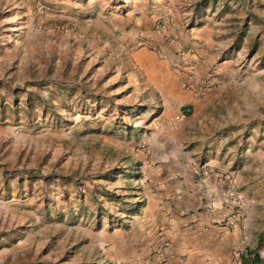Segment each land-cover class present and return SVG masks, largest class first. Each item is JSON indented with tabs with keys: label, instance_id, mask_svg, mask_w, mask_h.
<instances>
[{
	"label": "rangeland",
	"instance_id": "374dc122",
	"mask_svg": "<svg viewBox=\"0 0 264 264\" xmlns=\"http://www.w3.org/2000/svg\"><path fill=\"white\" fill-rule=\"evenodd\" d=\"M198 51L208 97L178 119L164 91ZM207 127L237 146L231 172L264 151V0H0V264L120 263L144 162ZM256 187L226 264L247 249L264 264Z\"/></svg>",
	"mask_w": 264,
	"mask_h": 264
},
{
	"label": "crops",
	"instance_id": "0c3cea01",
	"mask_svg": "<svg viewBox=\"0 0 264 264\" xmlns=\"http://www.w3.org/2000/svg\"><path fill=\"white\" fill-rule=\"evenodd\" d=\"M138 55L151 61L141 69L163 67L151 52ZM181 56L172 89L164 91L175 101L178 119L183 106H191L195 115L208 97L198 88L203 52ZM211 129L193 134L187 154H181V142L168 133L161 151L154 150L144 162L140 182L146 200L132 217L130 232L109 246L112 255L121 248V264H160L158 250L163 242L168 244L169 264H226L232 258L234 246L244 239L245 220L232 215L230 195L239 198L241 213H246L248 203L254 201L247 189L257 188L264 178V151L255 153L242 171L231 172L237 146L226 147L230 137L218 138Z\"/></svg>",
	"mask_w": 264,
	"mask_h": 264
},
{
	"label": "built area",
	"instance_id": "2783aa9c",
	"mask_svg": "<svg viewBox=\"0 0 264 264\" xmlns=\"http://www.w3.org/2000/svg\"><path fill=\"white\" fill-rule=\"evenodd\" d=\"M189 111L190 110H187V112ZM230 196L231 197L229 200H230L232 215L234 216L236 220H238L241 218L242 206H241L239 198H237V196L234 193H232ZM167 247H168V244L166 242H163L161 246L159 247L158 254L160 255V259H159L160 264H169L166 261V257H165ZM244 253L245 251L243 250H238L234 253V256L239 260V264H241V257Z\"/></svg>",
	"mask_w": 264,
	"mask_h": 264
},
{
	"label": "trees",
	"instance_id": "16d2710c",
	"mask_svg": "<svg viewBox=\"0 0 264 264\" xmlns=\"http://www.w3.org/2000/svg\"><path fill=\"white\" fill-rule=\"evenodd\" d=\"M261 241V240H260ZM242 264H262L263 260L256 250L249 251L248 249L241 257Z\"/></svg>",
	"mask_w": 264,
	"mask_h": 264
}]
</instances>
